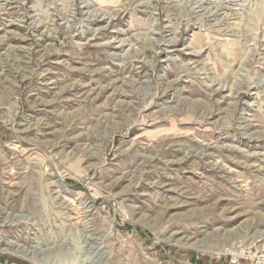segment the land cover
<instances>
[{
	"label": "rangeland",
	"instance_id": "374dc122",
	"mask_svg": "<svg viewBox=\"0 0 264 264\" xmlns=\"http://www.w3.org/2000/svg\"><path fill=\"white\" fill-rule=\"evenodd\" d=\"M263 230L264 0H0V264H229Z\"/></svg>",
	"mask_w": 264,
	"mask_h": 264
},
{
	"label": "built area",
	"instance_id": "2783aa9c",
	"mask_svg": "<svg viewBox=\"0 0 264 264\" xmlns=\"http://www.w3.org/2000/svg\"><path fill=\"white\" fill-rule=\"evenodd\" d=\"M244 251L248 253L254 251L255 264H264V237L257 241V246L247 247ZM244 251L237 244H230L224 246L221 252L223 257L228 258L229 264H237L241 259L239 255Z\"/></svg>",
	"mask_w": 264,
	"mask_h": 264
},
{
	"label": "bare ground",
	"instance_id": "6f19581e",
	"mask_svg": "<svg viewBox=\"0 0 264 264\" xmlns=\"http://www.w3.org/2000/svg\"><path fill=\"white\" fill-rule=\"evenodd\" d=\"M196 2V1H195ZM240 2V1H239ZM102 10V9H101ZM123 42V41H122ZM121 43V42H120ZM8 213V212H7ZM8 216V215H7ZM7 216L5 217V219H7ZM16 219V218H15ZM3 220V219H2ZM8 222V221H7ZM10 222V221H9ZM262 236H264V230L263 231H260L259 232V237H262ZM3 240H5V239H3ZM1 242V241H0ZM16 253V252H15Z\"/></svg>",
	"mask_w": 264,
	"mask_h": 264
}]
</instances>
